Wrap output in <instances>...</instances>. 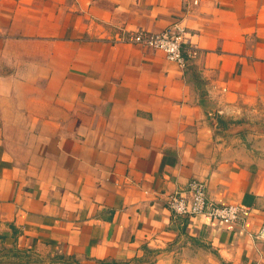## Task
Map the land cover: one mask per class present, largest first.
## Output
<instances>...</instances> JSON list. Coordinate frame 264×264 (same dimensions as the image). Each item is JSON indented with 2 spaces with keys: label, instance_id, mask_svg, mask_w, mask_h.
<instances>
[{
  "label": "crops",
  "instance_id": "0c3cea01",
  "mask_svg": "<svg viewBox=\"0 0 264 264\" xmlns=\"http://www.w3.org/2000/svg\"><path fill=\"white\" fill-rule=\"evenodd\" d=\"M0 0V245L73 264H264V0ZM188 31L186 67L122 31ZM241 224L184 216L191 179Z\"/></svg>",
  "mask_w": 264,
  "mask_h": 264
},
{
  "label": "built area",
  "instance_id": "2783aa9c",
  "mask_svg": "<svg viewBox=\"0 0 264 264\" xmlns=\"http://www.w3.org/2000/svg\"><path fill=\"white\" fill-rule=\"evenodd\" d=\"M116 41L162 51L169 60L176 62L182 68L186 67V53H189L190 42L182 20L174 21L159 32L142 29L122 31L116 36ZM167 205L179 215H204L211 220L231 224H241L248 214V209L240 204L212 202L208 197L206 183L196 178L191 179L182 190L170 194ZM261 235H264V232H261Z\"/></svg>",
  "mask_w": 264,
  "mask_h": 264
},
{
  "label": "rangeland",
  "instance_id": "374dc122",
  "mask_svg": "<svg viewBox=\"0 0 264 264\" xmlns=\"http://www.w3.org/2000/svg\"><path fill=\"white\" fill-rule=\"evenodd\" d=\"M0 264H73L58 256L34 252L26 248L0 245Z\"/></svg>",
  "mask_w": 264,
  "mask_h": 264
}]
</instances>
